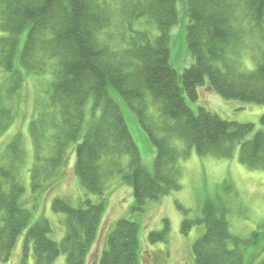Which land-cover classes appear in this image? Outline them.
Instances as JSON below:
<instances>
[{
  "label": "trees",
  "instance_id": "16d2710c",
  "mask_svg": "<svg viewBox=\"0 0 264 264\" xmlns=\"http://www.w3.org/2000/svg\"><path fill=\"white\" fill-rule=\"evenodd\" d=\"M179 2L0 0V72L6 76L0 87V134L14 122L9 100L30 76H49L29 123L32 148L18 133L0 151V264L11 260L26 229L19 264H30L32 251L35 264H55L61 255L66 264H88L106 212L103 198L116 176L133 189V212L142 213L148 201L182 189L180 161L193 151L232 158L239 147L241 164L264 171V131L247 140L253 124L224 120L206 108L195 113L186 102V97L196 101L199 87L208 82L225 99L264 105V0H183L194 63L181 74L170 62L172 29L181 21ZM144 22L150 28H142ZM154 26L157 36L151 33ZM245 55H251L254 68H241ZM117 98L137 114L157 150L153 172L144 165ZM72 156L82 185L103 200L75 207L55 198L52 210L66 215V235L57 242L50 237L49 220L31 225L32 211L21 202L27 192L23 172L30 173L34 192L48 184L54 188ZM229 215L225 202L209 199L201 219L184 221L186 234L194 224L206 227L193 245L194 264H244V250L259 245L264 224L241 239L232 234ZM165 223L163 232L150 233L151 243L167 241L170 223ZM139 235L137 222L118 220L105 237L99 264H139Z\"/></svg>",
  "mask_w": 264,
  "mask_h": 264
},
{
  "label": "rangeland",
  "instance_id": "374dc122",
  "mask_svg": "<svg viewBox=\"0 0 264 264\" xmlns=\"http://www.w3.org/2000/svg\"><path fill=\"white\" fill-rule=\"evenodd\" d=\"M181 21L172 29L171 39V65L182 73L192 66L194 58L187 43V25L189 19H185V5L180 0ZM142 28H150V25L143 23ZM147 25V26H146ZM153 36L158 31L154 26ZM25 33L21 36L23 40ZM22 46V43H21ZM20 46V48H21ZM240 66L244 70L254 68L251 55H245L240 59ZM6 76L0 72V87L4 86ZM49 76L32 75L28 78L26 85L17 92L9 104L14 111V122L12 127L3 134H0V151L18 133H22L28 149H31L29 137V123L36 118L42 101V96L49 88ZM119 105L126 117L132 135L134 136L143 158L144 165L149 171H154V161L157 150L150 142L144 132L137 114L124 102L117 98ZM188 106L195 113L200 108H206L218 114L222 119L242 124H253L254 132L247 137L252 139L255 132L264 131V124L261 118L264 115V105L247 103L239 100H228L209 87L206 82L198 89V99L192 101L186 97ZM93 99L87 105L86 128L91 122V107ZM101 111H98V114ZM175 144L185 148V143L176 140ZM75 144L72 145V149ZM31 154L28 162L31 164ZM75 157L72 156L69 166L59 175L58 183L52 188L50 184L42 187L36 192L32 189L30 173L23 172V180L27 188L22 198V206L32 211L33 219L31 225L41 219H47L52 225L50 237L61 242L66 235V215L55 213L52 210V203L55 198L69 201L75 207H84L87 200L99 203L105 200L106 212L102 223L99 239L94 246L88 259V264H99L100 257L106 249L107 235L114 229L115 224L122 218H130L140 225L139 264H194L193 245L205 233L204 224H194L186 234L183 230L184 221H198L203 217V208L209 199L222 200L230 208V227L234 236L241 239H248L252 233L264 224V171L253 170L239 161V147L236 148L232 158H217L214 156L201 157L195 151L187 159H181L182 168V189L172 192L159 200L148 201L142 213H134V192L132 187L123 183L119 176L114 177L108 184L104 198L91 194L76 176L73 164ZM26 169V168H25ZM170 223V230L167 234V241L151 243L149 235L152 232H163L165 221ZM30 225V226H31ZM27 229L20 235L13 257L8 263L19 264L22 257V250L25 243ZM32 248V244H30ZM143 252V253H142ZM246 254L244 264H259L264 256V237L258 246L249 247L244 250ZM260 254L256 260L255 254ZM66 255H61L55 264H66ZM30 264H35L33 251L30 254Z\"/></svg>",
  "mask_w": 264,
  "mask_h": 264
}]
</instances>
